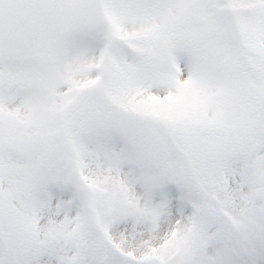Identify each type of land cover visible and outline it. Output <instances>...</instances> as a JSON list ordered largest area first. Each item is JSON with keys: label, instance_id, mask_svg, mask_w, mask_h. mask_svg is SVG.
I'll return each instance as SVG.
<instances>
[{"label": "snow or ice", "instance_id": "snow-or-ice-1", "mask_svg": "<svg viewBox=\"0 0 264 264\" xmlns=\"http://www.w3.org/2000/svg\"><path fill=\"white\" fill-rule=\"evenodd\" d=\"M0 264H264V0H0Z\"/></svg>", "mask_w": 264, "mask_h": 264}]
</instances>
